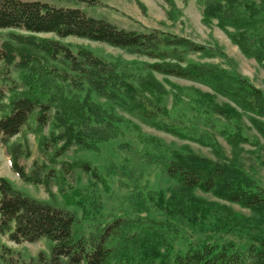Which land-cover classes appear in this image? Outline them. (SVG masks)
Here are the masks:
<instances>
[{"label": "trees", "instance_id": "1", "mask_svg": "<svg viewBox=\"0 0 264 264\" xmlns=\"http://www.w3.org/2000/svg\"><path fill=\"white\" fill-rule=\"evenodd\" d=\"M198 1L202 6V22L216 21L217 27L240 52L264 69V0ZM164 2L174 8V0ZM228 28L235 33H230ZM4 30L8 32L5 37L0 35V72L10 82L6 86L8 103L2 105L6 112L0 117L2 144L22 132L42 136L43 130L49 127V137L43 139L49 145H58V154L72 146L97 150L98 144L110 137L98 123L109 120L102 118L101 106L90 101V93L111 103L123 104L128 100L137 108L142 121L176 136L173 129L158 120L160 116H167V110L152 104L146 108L145 102L139 99L144 97V92L164 94L153 74L208 88L211 93L201 96L206 106L226 119L237 116L238 112L264 119L262 90L236 72L188 60L192 55L227 59L217 46L201 45L156 29H122L103 18L91 17L79 8L54 7L40 1L0 0V31ZM37 34L102 43L149 62L141 64L140 72L132 73L117 60L105 61L84 48L72 52L60 42L38 38ZM14 71L22 73L20 83L12 78ZM131 79L137 83L136 88L129 82ZM63 85L78 92L87 86L86 95L82 100L64 96ZM54 87L60 88L63 96L55 95ZM2 88L0 86V99L4 97ZM217 96L230 105L215 104ZM249 119L256 130L263 132L264 124L260 120L250 116ZM17 148L19 146L14 145L10 150L11 171L25 183L47 188L55 175L53 171L43 173L34 169L27 174L17 161ZM78 166L89 171L87 162ZM64 168L68 171L66 166ZM164 174L183 190L199 189L251 212L264 214V187L254 185L243 172L229 164L191 151H173ZM91 176L98 178L95 171ZM74 195L79 193L74 192ZM61 197L66 208L38 201L0 177V235L15 244L35 243L41 239L50 242L48 254L39 252L26 262L13 258V252L4 248L0 264H107L111 255L106 245V230L92 241L78 234L74 230L76 215L68 208L74 196L62 193ZM171 264H264V243L250 245L247 249L236 248L232 243L203 245L177 254Z\"/></svg>", "mask_w": 264, "mask_h": 264}, {"label": "rangeland", "instance_id": "2", "mask_svg": "<svg viewBox=\"0 0 264 264\" xmlns=\"http://www.w3.org/2000/svg\"><path fill=\"white\" fill-rule=\"evenodd\" d=\"M25 1L79 8L91 17L103 18L122 29H156L201 45L217 46L227 59L192 55L188 60L236 72L264 92V69L245 57L217 27L216 21L202 22V6L198 0H174L173 9L164 0ZM228 31L235 33L232 28ZM7 32L0 31V35L5 37ZM35 36L58 41L72 52L84 48L105 61L117 60L132 73L140 72L141 64L149 62L102 43L73 37L60 39L53 34ZM11 76L18 83L22 81L19 71H14ZM153 77L161 84L164 94L144 92V97L139 99L145 102L146 108L152 105L164 107L168 114L158 120L178 135L146 124L128 100L123 104L111 103L90 93V101L101 106L102 118L111 122L98 123L110 137L100 142L97 150H80L72 146L58 154V145H49L43 139L49 137V127L43 130L42 136L22 132L7 143H0V177L30 197L57 207H67L62 193L74 196L68 206L76 215L74 230L90 241L106 230V245L111 255L107 264H158L161 261L171 264L177 254L203 245L232 243L239 249L260 246L264 243V214L251 212L199 189L183 190L165 176L164 167L173 151H191L236 167L254 185L264 187V130H256L249 116L263 124L264 119L242 112L226 119L206 106L201 96L211 93L208 88L158 74ZM9 82L0 72L4 96L0 99V117L6 112L3 106L8 103L6 86ZM129 82L136 88L133 79ZM83 88L78 92L64 86L62 92L64 96L82 100L87 86ZM52 90L55 95L63 96L60 88ZM214 102L218 106L229 104L220 96L215 97ZM14 145L19 146L17 161L27 174L34 169L43 170V173L53 171L55 175L47 188L25 183L11 171L10 150ZM81 162L89 164V171L78 166ZM93 171L98 178L91 176ZM49 247L50 242L45 239L15 244L0 235V254L5 255L3 250L8 248L13 252V258L24 262L39 252L48 254Z\"/></svg>", "mask_w": 264, "mask_h": 264}]
</instances>
